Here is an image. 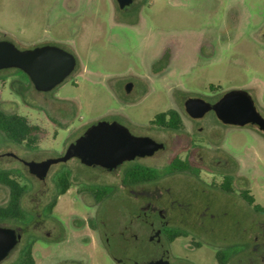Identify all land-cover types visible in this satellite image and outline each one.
Returning a JSON list of instances; mask_svg holds the SVG:
<instances>
[{"label": "flooded vegetation", "instance_id": "af4514ba", "mask_svg": "<svg viewBox=\"0 0 264 264\" xmlns=\"http://www.w3.org/2000/svg\"><path fill=\"white\" fill-rule=\"evenodd\" d=\"M78 1L64 0L69 9ZM108 2L111 4L108 17L112 23L137 26L145 22L141 9L147 0ZM237 15L236 11L229 15L228 28L237 27ZM177 37L170 36L160 43L144 71H130L109 78L114 83L113 95L131 106L152 95L153 85L158 89L162 83L167 99L147 121H139L120 110L97 117L82 127L79 135L101 120L116 121L132 135L148 137L160 144L150 154H136L112 167L95 162L87 164L72 156L51 163L44 178H39L29 171L26 162L53 158L38 153L40 127L27 120L26 138L13 139V113H16L13 93L29 106V101L33 103L29 100L31 91L46 98L45 95L69 74L83 70L70 43L43 38L20 48L53 45L73 55L75 61L71 72L50 89H37L31 76L19 67H0V208L13 207V177L18 179V174L22 175L20 166L27 174L42 181L45 194L51 191L49 179L54 174L56 179L62 171H67L71 181L68 189L75 182V193L82 198L85 195L91 198L86 201L93 209L94 222L88 221V224L100 232L105 243H112L110 255L116 264H195L173 251L175 241L191 250L201 246L211 248L215 264H264V203L256 200L251 189L253 167L245 166L241 156L224 145L230 130L247 128L255 139L249 158H264L263 91L252 83L223 88L211 82L208 92H204L184 86L177 78L169 80L176 61L189 46L196 62L199 57L212 56L222 42L220 34L211 37L200 32L193 36L190 44L180 42ZM243 96L250 99L256 120L239 124L218 116L215 105L225 97L233 99L224 107L225 113H242L246 108ZM46 99L51 109L65 106L64 102ZM189 100H194L191 107L187 103ZM39 110H43L42 107ZM66 147L55 157L61 156ZM57 163L64 164L52 171V166ZM98 189L105 192L99 201L92 195ZM28 191L26 188L25 193ZM33 197L37 202L34 194ZM108 199L115 205L107 204ZM118 204L125 217L114 229L108 221ZM37 206L36 203L33 209H28L33 215L32 222L45 223ZM0 225L14 228L21 237L22 231L13 226L12 217L0 218ZM51 227L53 229L54 225Z\"/></svg>", "mask_w": 264, "mask_h": 264}, {"label": "rangeland", "instance_id": "374dc122", "mask_svg": "<svg viewBox=\"0 0 264 264\" xmlns=\"http://www.w3.org/2000/svg\"><path fill=\"white\" fill-rule=\"evenodd\" d=\"M110 10L108 0H80L72 9L65 6L64 0H0V39L7 38L24 48L39 39L56 38L74 47L83 66L45 95L49 100L64 102L63 108L51 109L43 95L32 91L29 100L33 103L29 101L26 106L13 93L14 112L42 131L38 144L41 156H57L78 137L84 125L114 111L123 110L139 121H147L167 99L162 83L158 89L153 85L152 95L131 106L113 95L114 83L109 78L144 71L148 59L170 36L190 44L197 33L211 37L220 34L222 42L212 56L199 57L196 62L189 46L176 61L169 80L177 78L184 86L204 92H208L211 82L223 88L252 83L262 89L264 97V0H147L141 9L145 22L137 26L112 23ZM233 11L239 22L230 29L227 21ZM254 141L249 129H232L224 145L241 156L245 166L253 167L251 189L256 200L264 203V158H249ZM62 164H54L52 171ZM20 168L22 175L17 178L29 190L22 197L27 212L24 219H13V226L22 231L21 237L0 264H16L21 250L31 241L34 264H116L110 255L112 243H105L100 232L88 224L94 222L93 209L86 201L91 198L79 197L73 182L58 195L50 211L47 202L56 193L55 174L49 179L51 191L45 194L42 181ZM36 203L45 223L32 222L28 209ZM107 204L115 205L112 199ZM124 213L120 204L114 208L108 221L112 228L122 224ZM173 251L195 264H215L212 249L205 246L191 250L175 241Z\"/></svg>", "mask_w": 264, "mask_h": 264}, {"label": "water", "instance_id": "95a60500", "mask_svg": "<svg viewBox=\"0 0 264 264\" xmlns=\"http://www.w3.org/2000/svg\"><path fill=\"white\" fill-rule=\"evenodd\" d=\"M74 57L64 49L45 45L33 49H20L12 41L0 39V67H19L29 74L37 89L47 90L61 82L73 69ZM230 95V94H229ZM194 100H189L188 106ZM233 99L228 97L219 100L215 108L218 116L225 121L243 124L256 120L251 101L243 96L245 110L238 114H227L224 107ZM160 144L151 138L134 136L122 124L101 120L85 129L73 142L69 143L65 152L58 157L41 161H27L29 171L39 178H44L51 163L65 161L72 156L80 158L84 163H98L112 167L134 155L152 153ZM20 234L14 228L0 225V260L13 248Z\"/></svg>", "mask_w": 264, "mask_h": 264}, {"label": "trees", "instance_id": "16d2710c", "mask_svg": "<svg viewBox=\"0 0 264 264\" xmlns=\"http://www.w3.org/2000/svg\"><path fill=\"white\" fill-rule=\"evenodd\" d=\"M27 118L23 115L13 113V139L20 140L26 138V123ZM71 181L67 171H62L55 179L56 193L48 202L47 207L51 211L54 207L57 197L66 192L70 186ZM26 186L13 177V207L0 208V218L12 217L13 219H24L26 216V209L22 206V197L25 193ZM103 190L93 191L92 195L98 201L104 197ZM32 242L27 243L21 250L19 261L16 264H34L32 257L31 246Z\"/></svg>", "mask_w": 264, "mask_h": 264}]
</instances>
